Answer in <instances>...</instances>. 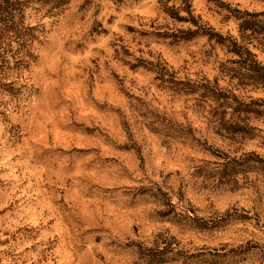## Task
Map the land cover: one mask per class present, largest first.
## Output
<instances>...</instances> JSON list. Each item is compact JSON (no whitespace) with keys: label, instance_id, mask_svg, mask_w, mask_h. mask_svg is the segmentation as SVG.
I'll return each instance as SVG.
<instances>
[{"label":"clouds","instance_id":"1","mask_svg":"<svg viewBox=\"0 0 264 264\" xmlns=\"http://www.w3.org/2000/svg\"><path fill=\"white\" fill-rule=\"evenodd\" d=\"M16 11L0 264H264V0Z\"/></svg>","mask_w":264,"mask_h":264},{"label":"trees","instance_id":"2","mask_svg":"<svg viewBox=\"0 0 264 264\" xmlns=\"http://www.w3.org/2000/svg\"><path fill=\"white\" fill-rule=\"evenodd\" d=\"M20 4L21 0H0V46L5 43V37L9 40L15 38V36H8L7 29L22 14L16 11L20 7ZM243 27H254V25L245 24Z\"/></svg>","mask_w":264,"mask_h":264},{"label":"rangeland","instance_id":"3","mask_svg":"<svg viewBox=\"0 0 264 264\" xmlns=\"http://www.w3.org/2000/svg\"><path fill=\"white\" fill-rule=\"evenodd\" d=\"M96 115L100 121H106L108 119L105 115H102L100 113H96ZM63 134L64 133H58V135H63ZM67 135L71 136L72 133L69 132V133H67ZM96 143H97V141L89 139L86 141L85 144L82 145V147H92ZM106 151H107V149H106ZM112 154L115 155L114 153H112ZM221 264H233V259H230V258L229 259H223L221 261Z\"/></svg>","mask_w":264,"mask_h":264}]
</instances>
